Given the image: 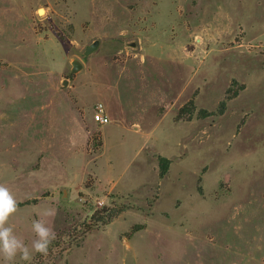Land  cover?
Instances as JSON below:
<instances>
[{
  "label": "rangeland",
  "instance_id": "rangeland-1",
  "mask_svg": "<svg viewBox=\"0 0 264 264\" xmlns=\"http://www.w3.org/2000/svg\"><path fill=\"white\" fill-rule=\"evenodd\" d=\"M0 184L15 264H264V0H0Z\"/></svg>",
  "mask_w": 264,
  "mask_h": 264
},
{
  "label": "clouds",
  "instance_id": "clouds-1",
  "mask_svg": "<svg viewBox=\"0 0 264 264\" xmlns=\"http://www.w3.org/2000/svg\"><path fill=\"white\" fill-rule=\"evenodd\" d=\"M18 210V202L10 189L0 184V258L4 264H15L17 256L23 261L30 262L33 253L47 255L49 246L56 240L57 234L53 227L45 222L34 220L32 231L36 239L32 241L31 250L24 240L17 236L13 227L9 226L10 217ZM51 215V213H48Z\"/></svg>",
  "mask_w": 264,
  "mask_h": 264
},
{
  "label": "trees",
  "instance_id": "trees-1",
  "mask_svg": "<svg viewBox=\"0 0 264 264\" xmlns=\"http://www.w3.org/2000/svg\"><path fill=\"white\" fill-rule=\"evenodd\" d=\"M238 95V90H235L232 94L229 95V97H227V99H232L235 96ZM226 109V100H222L217 108L216 111H212V110H208L205 108H202L198 111L197 116L198 117H207L213 114H222L225 112ZM184 112H187L188 115L186 116V119H190L191 117H193L194 113H195V104L193 102V100H190L188 103H186L185 105H183L178 112V118L180 119H185V116L183 115ZM185 114V113H184ZM159 160V167H160V176H164L167 173V170L169 168V163L170 160L167 157L164 156H159L158 157ZM32 201H37V199H33ZM18 202V206L19 205H23V204H27L30 202V200L27 201H17ZM108 213L107 215L102 219L101 217H99L98 213L100 212L99 210H97L93 215H92V220L94 219V221H98V222H103V223H107L109 222L113 217H115L116 215H118L120 212L123 211L122 208L120 209H116V208H109L107 209ZM97 223H89V225L85 228V230L83 231L84 233L91 230L93 228V226H95Z\"/></svg>",
  "mask_w": 264,
  "mask_h": 264
},
{
  "label": "built area",
  "instance_id": "built-area-1",
  "mask_svg": "<svg viewBox=\"0 0 264 264\" xmlns=\"http://www.w3.org/2000/svg\"><path fill=\"white\" fill-rule=\"evenodd\" d=\"M94 119L98 123H107L109 121V116L105 111L103 103H97L95 106Z\"/></svg>",
  "mask_w": 264,
  "mask_h": 264
},
{
  "label": "water",
  "instance_id": "water-1",
  "mask_svg": "<svg viewBox=\"0 0 264 264\" xmlns=\"http://www.w3.org/2000/svg\"><path fill=\"white\" fill-rule=\"evenodd\" d=\"M98 44V41H94L86 50V53H90ZM81 67V63L79 61H73V71H77ZM64 84H67V80L64 81Z\"/></svg>",
  "mask_w": 264,
  "mask_h": 264
},
{
  "label": "crops",
  "instance_id": "crops-1",
  "mask_svg": "<svg viewBox=\"0 0 264 264\" xmlns=\"http://www.w3.org/2000/svg\"><path fill=\"white\" fill-rule=\"evenodd\" d=\"M100 103H102V102H100ZM104 105V104H103ZM104 107H105V105H104ZM105 111H106V113L108 114V116H109V112H107V109H106V107H105ZM109 119H110V116H109ZM109 122V121H108Z\"/></svg>",
  "mask_w": 264,
  "mask_h": 264
}]
</instances>
